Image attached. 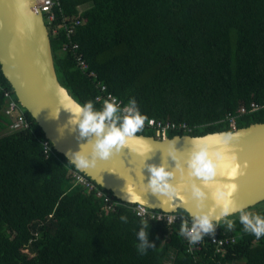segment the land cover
<instances>
[{
  "label": "trees",
  "instance_id": "1",
  "mask_svg": "<svg viewBox=\"0 0 264 264\" xmlns=\"http://www.w3.org/2000/svg\"><path fill=\"white\" fill-rule=\"evenodd\" d=\"M59 10L56 34L48 28L55 72L81 103L102 107L95 98L103 84L123 104L135 99L148 120L191 128L171 130V138L231 131L226 114L264 101V0H59ZM72 17L81 20L71 37L78 48L64 51L69 39L61 21ZM1 87L12 92L28 127L9 129L0 89V128L8 130L0 136V264H264V237L244 232L239 213L229 217L233 229L223 222L215 229L236 237L222 252L206 241L188 253L179 229L191 217L178 210L176 223L148 221L151 246L141 253L142 221L131 205L103 189L114 203L105 212L101 198L74 184L68 168H76L51 143L43 152L44 133L0 70ZM263 122L258 111L236 126ZM136 134L155 135L146 125ZM250 210L264 215L257 205Z\"/></svg>",
  "mask_w": 264,
  "mask_h": 264
},
{
  "label": "water",
  "instance_id": "2",
  "mask_svg": "<svg viewBox=\"0 0 264 264\" xmlns=\"http://www.w3.org/2000/svg\"><path fill=\"white\" fill-rule=\"evenodd\" d=\"M0 70L21 107L31 115L57 153L69 161L71 153L83 146L87 154L94 137H79L75 126L68 123L69 114L62 108L57 119L52 117L59 108L58 90L64 86L57 79L48 28L35 0H0ZM231 132L237 134L234 150L239 162L242 167L247 165L243 168L244 174L234 181L238 188L233 199L247 210L264 201V122L236 128ZM213 133L219 132L200 136H208L207 142L212 143L216 137L209 134ZM136 136L142 137V141H130L128 146L107 160L98 159L94 167L77 170L122 202L139 203L165 212L184 210L192 218L196 208L189 191L182 190L180 193L186 202L176 198L162 204L164 198L148 193L144 185L149 176L147 165L163 164L174 173L171 182L188 189L190 181L184 162L191 149L193 136L175 135L163 139L141 134ZM143 142L151 147L147 156L138 154ZM172 148L175 149L177 161L168 156V150ZM177 163L184 170L183 179L181 172L176 169ZM126 185H132L142 200L133 197L131 187L126 192ZM210 206L211 201H206L204 210Z\"/></svg>",
  "mask_w": 264,
  "mask_h": 264
},
{
  "label": "clouds",
  "instance_id": "3",
  "mask_svg": "<svg viewBox=\"0 0 264 264\" xmlns=\"http://www.w3.org/2000/svg\"><path fill=\"white\" fill-rule=\"evenodd\" d=\"M58 93L59 108L55 110L54 115L52 114L53 119L58 118L62 108L69 114L68 123L75 126L79 137H94L87 154L83 146L71 153L68 163L76 169L92 168L98 159L107 160L128 146L130 141H142V137L136 136V133L143 130L148 117L140 111L135 99L129 100L123 106L116 98L105 99L102 107L96 108L92 100L81 103L62 86ZM209 135L216 137L212 143L207 142L208 136L191 137V149L184 162L190 181L188 189H182V186L171 182L174 173L165 165L149 164L145 190L157 197H163L162 204L176 198L186 202V198L180 193L182 190L190 192L196 211L192 214L190 225L188 221H183L179 229L189 244L202 241L204 235L213 233L221 222L228 230L233 229L235 221L229 217L236 212H239V222L244 232L253 234L257 239L264 237V215L245 211L243 206L238 205L233 199L238 188L234 181L244 174L243 168L247 166L244 164L242 167L234 150L237 134L224 131ZM150 151L151 147L143 142L138 154L147 156ZM168 156L173 161L178 160L174 148L168 150ZM176 169L181 172L183 179L184 170L179 163L176 164ZM197 180L199 183H196ZM129 187L132 188L133 197L142 200L132 185H126L125 191L128 192ZM208 200L211 201V206L205 211ZM120 219L126 221L127 217L122 215ZM147 227L148 221L143 220L142 227L137 233L140 240L138 249L141 253L146 251V246H151L147 240Z\"/></svg>",
  "mask_w": 264,
  "mask_h": 264
},
{
  "label": "built area",
  "instance_id": "4",
  "mask_svg": "<svg viewBox=\"0 0 264 264\" xmlns=\"http://www.w3.org/2000/svg\"><path fill=\"white\" fill-rule=\"evenodd\" d=\"M36 6L39 9L43 21L47 28L51 27L52 34H56V30L58 26H55L56 21V11L59 10V0H35ZM81 24V20L77 17H72L68 19H62L61 25H63L66 35L69 39L67 44H64L63 50H67L68 47H71L73 51L77 50L78 44L71 42V37L75 34L76 27ZM77 66L80 70L86 71L88 69V65L85 60L82 58L81 54L76 55ZM93 75V74H90ZM100 88V94L95 98L97 102L103 105V101L105 99L111 100L112 98H116V101L121 104V106L126 105L123 104L121 100L112 95L110 92L106 90V87L103 84H98ZM3 91V96L5 98V102L7 103L3 109V112L6 116L13 119L12 123L9 125V129L12 131H18L22 129H26L28 127V123L23 118L22 111L18 107L16 100L14 99L12 92L9 90H4L2 87L0 88ZM262 111L264 112V101L263 102H255L251 101L246 105H241L235 113H228L225 115L223 121L229 126L230 130H236L237 119L240 116L245 114L254 113ZM147 127H150L154 130V137L157 139H163L168 137V132L171 130H185L190 131L191 128L184 122H173V121H161L155 119H149L146 124ZM53 149V147H52ZM50 142L45 140L43 142V152L48 155V153L52 150ZM68 176L73 180L74 184L80 185L85 188L88 192H92L103 200L106 204L104 207L105 212L112 211L114 209V203L111 201V196L108 195L103 188H99L97 184H95L91 179L85 176L83 173L78 171L77 169L68 168ZM132 212L141 220H156L159 222H164L167 225L176 223L182 218V215L176 212H165L158 209L148 208L142 204H130ZM172 217V218H171ZM191 223V222H190ZM189 223V225H190ZM184 237V236H183ZM186 250L188 253H194L201 249V246L204 242H208L215 247L216 252H222L225 247L229 245H233L236 243V237L234 236H226L220 235L218 232L214 230L213 233L205 234L202 241L197 242L195 244H189L188 240L184 237Z\"/></svg>",
  "mask_w": 264,
  "mask_h": 264
},
{
  "label": "rangeland",
  "instance_id": "5",
  "mask_svg": "<svg viewBox=\"0 0 264 264\" xmlns=\"http://www.w3.org/2000/svg\"><path fill=\"white\" fill-rule=\"evenodd\" d=\"M5 128H6V127H5ZM7 132H8V130H6V129H1V128H0V136L6 134ZM256 205H257L258 208H264V201H262V203L260 202V203H258V204H256ZM231 216H232V215H231Z\"/></svg>",
  "mask_w": 264,
  "mask_h": 264
}]
</instances>
